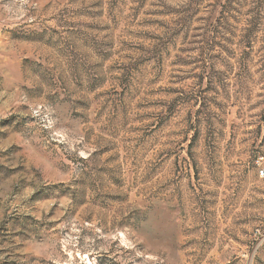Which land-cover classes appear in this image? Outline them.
Wrapping results in <instances>:
<instances>
[{
    "label": "rangeland",
    "instance_id": "1",
    "mask_svg": "<svg viewBox=\"0 0 264 264\" xmlns=\"http://www.w3.org/2000/svg\"><path fill=\"white\" fill-rule=\"evenodd\" d=\"M0 264H264V0H0Z\"/></svg>",
    "mask_w": 264,
    "mask_h": 264
}]
</instances>
